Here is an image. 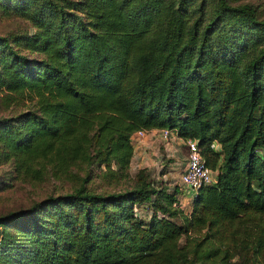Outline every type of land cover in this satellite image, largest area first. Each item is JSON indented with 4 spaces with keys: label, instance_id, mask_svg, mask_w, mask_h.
I'll return each instance as SVG.
<instances>
[{
    "label": "trees",
    "instance_id": "16d2710c",
    "mask_svg": "<svg viewBox=\"0 0 264 264\" xmlns=\"http://www.w3.org/2000/svg\"><path fill=\"white\" fill-rule=\"evenodd\" d=\"M14 9L35 29L0 34V92L31 105L0 120V153L21 176H52L71 188L0 215V264H203L211 257L227 264L229 242L245 222L257 230L243 240L244 264L257 262L264 250V18L255 7L18 0ZM154 127L197 138L216 169L189 212L174 204L180 184L169 190L144 167L129 188L87 185L92 164L126 173L133 133ZM83 163V175L73 171ZM146 203L147 221L134 208Z\"/></svg>",
    "mask_w": 264,
    "mask_h": 264
},
{
    "label": "rangeland",
    "instance_id": "374dc122",
    "mask_svg": "<svg viewBox=\"0 0 264 264\" xmlns=\"http://www.w3.org/2000/svg\"><path fill=\"white\" fill-rule=\"evenodd\" d=\"M213 2V0H211ZM233 3L241 1L250 2L256 10L259 17L264 18V0H230ZM18 0H0V34H16L29 32L32 33L35 29L31 25L29 20L14 13L15 5ZM213 6H211L212 8ZM30 55L37 56L38 53L31 52ZM0 92V120H12L19 115V113L31 105V101L24 96H17L15 98H6ZM2 142L0 141V151ZM162 145V144H161ZM185 152V147L183 148ZM3 153H0V215L7 213L10 209H18L28 207L34 201L40 200L44 196L50 193L64 192L71 188V184L68 180L61 181L59 178L44 175L43 177L36 178L34 175L21 176L15 171L11 159L3 157ZM156 160L152 164H138L137 155L132 157L128 171L126 173L121 172H105L104 165L92 164L91 172L87 180L88 187L94 190L111 191L116 189L129 188L136 183V172L139 168L144 167L145 171L154 177L159 183L166 184L169 190H172V186L178 185L175 178L168 176V165L170 161L177 160L172 155L165 152L163 146H160V150L156 153ZM162 159V161H161ZM113 166H115L113 164ZM86 164H81L73 167V171L80 175H83L87 169ZM169 173V174H167ZM178 190L176 191V207L179 206ZM149 204L140 207V217L146 221L149 218ZM181 208V207H180ZM182 209V208H181ZM183 210V209H182ZM250 222L241 223L237 228L238 234L234 236V239L229 242V249L233 250L234 254L228 256L226 259L227 264H244L245 251L247 244L243 242L247 237L253 239L255 237L256 228L251 227ZM13 231L14 226L11 225ZM253 232V235L252 233ZM185 239V235L181 236V240ZM206 259L203 264H216L220 258H214V260ZM257 262L254 264H264V250L257 255ZM197 264H201L197 261Z\"/></svg>",
    "mask_w": 264,
    "mask_h": 264
},
{
    "label": "crops",
    "instance_id": "0c3cea01",
    "mask_svg": "<svg viewBox=\"0 0 264 264\" xmlns=\"http://www.w3.org/2000/svg\"><path fill=\"white\" fill-rule=\"evenodd\" d=\"M133 136V135H132ZM162 144V145H161ZM133 155H137L138 164H152L156 160V153L160 150V146H163L165 152L172 155L177 160L170 161L168 165L169 174L168 176L175 178L177 183L179 182V174L185 161L186 146L185 140L179 135H171L168 139L163 138L160 134V128H150L145 135L132 139ZM185 147V152L183 148ZM162 161V159H161ZM179 186V185H178ZM181 189L178 191L179 206L184 212L191 210L192 200L194 192L191 188H185L181 184ZM143 205V204H141Z\"/></svg>",
    "mask_w": 264,
    "mask_h": 264
},
{
    "label": "built area",
    "instance_id": "2783aa9c",
    "mask_svg": "<svg viewBox=\"0 0 264 264\" xmlns=\"http://www.w3.org/2000/svg\"><path fill=\"white\" fill-rule=\"evenodd\" d=\"M149 129H137L133 133V140L136 137H141ZM160 134L163 138L168 139L171 135H177L169 128H160ZM185 140L186 156L182 169L179 174V182L185 188H191L194 195L197 189L204 184H211L216 181V169L210 167L202 156L197 138H187ZM211 145L215 148L219 147L217 141H212ZM176 204V202H174ZM141 205L135 204L134 208L137 213H140ZM141 214V213H140Z\"/></svg>",
    "mask_w": 264,
    "mask_h": 264
}]
</instances>
